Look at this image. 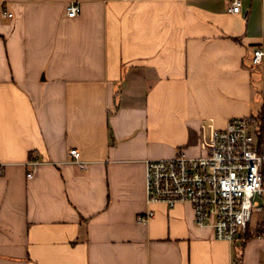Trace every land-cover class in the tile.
Here are the masks:
<instances>
[{"label":"crops","instance_id":"1","mask_svg":"<svg viewBox=\"0 0 264 264\" xmlns=\"http://www.w3.org/2000/svg\"><path fill=\"white\" fill-rule=\"evenodd\" d=\"M232 1L0 0V264H264V233L217 240L145 191L147 160L262 109L264 0Z\"/></svg>","mask_w":264,"mask_h":264},{"label":"built area","instance_id":"2","mask_svg":"<svg viewBox=\"0 0 264 264\" xmlns=\"http://www.w3.org/2000/svg\"><path fill=\"white\" fill-rule=\"evenodd\" d=\"M241 10V0H233L230 11ZM80 11L79 2L67 7L71 18ZM253 62L264 65V42L254 49ZM70 155L84 167L78 149H71ZM27 176L32 177L33 171ZM145 191L148 204L192 205L195 224L211 228L217 240L233 243L244 238L254 212L264 210L260 202L264 200V128L261 130L257 115L231 118L225 128L214 130L207 155L179 153L174 158L147 160ZM154 216L149 210L138 219L147 222Z\"/></svg>","mask_w":264,"mask_h":264},{"label":"trees","instance_id":"3","mask_svg":"<svg viewBox=\"0 0 264 264\" xmlns=\"http://www.w3.org/2000/svg\"><path fill=\"white\" fill-rule=\"evenodd\" d=\"M259 121H260V127L261 130L264 128V104L262 106V109L256 114ZM264 233V222L259 223L257 226H250L247 229L244 243H246L248 240L252 239L253 237L260 236Z\"/></svg>","mask_w":264,"mask_h":264},{"label":"rangeland","instance_id":"4","mask_svg":"<svg viewBox=\"0 0 264 264\" xmlns=\"http://www.w3.org/2000/svg\"><path fill=\"white\" fill-rule=\"evenodd\" d=\"M262 206L264 207V200L260 199ZM264 219V212H254L252 219V226H256L260 221Z\"/></svg>","mask_w":264,"mask_h":264}]
</instances>
